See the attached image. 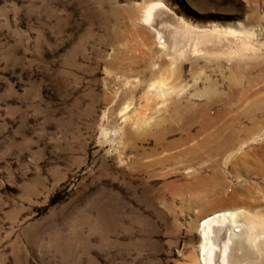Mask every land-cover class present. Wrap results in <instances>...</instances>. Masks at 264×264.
<instances>
[{"label": "rangeland", "instance_id": "1", "mask_svg": "<svg viewBox=\"0 0 264 264\" xmlns=\"http://www.w3.org/2000/svg\"><path fill=\"white\" fill-rule=\"evenodd\" d=\"M220 210L264 224V0H0V264H205Z\"/></svg>", "mask_w": 264, "mask_h": 264}, {"label": "bare ground", "instance_id": "2", "mask_svg": "<svg viewBox=\"0 0 264 264\" xmlns=\"http://www.w3.org/2000/svg\"><path fill=\"white\" fill-rule=\"evenodd\" d=\"M160 7V3H151L142 10V19L150 22ZM157 37L161 38L159 32ZM209 142L205 138L199 147L208 148L206 154L217 157L220 150H210ZM249 216L244 211L220 210L202 219L200 235L205 264H264V224Z\"/></svg>", "mask_w": 264, "mask_h": 264}]
</instances>
